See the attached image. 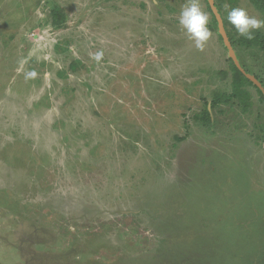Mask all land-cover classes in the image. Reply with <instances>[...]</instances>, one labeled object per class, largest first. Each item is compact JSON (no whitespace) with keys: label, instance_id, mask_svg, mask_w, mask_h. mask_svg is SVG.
<instances>
[{"label":"rangeland","instance_id":"obj_1","mask_svg":"<svg viewBox=\"0 0 264 264\" xmlns=\"http://www.w3.org/2000/svg\"><path fill=\"white\" fill-rule=\"evenodd\" d=\"M186 3L0 0V264H264V101L211 107L231 59Z\"/></svg>","mask_w":264,"mask_h":264},{"label":"trees","instance_id":"obj_2","mask_svg":"<svg viewBox=\"0 0 264 264\" xmlns=\"http://www.w3.org/2000/svg\"><path fill=\"white\" fill-rule=\"evenodd\" d=\"M241 0H215V5L218 8L220 14L222 15L224 25L228 34V37L235 49L238 48H247V47H254L260 51L264 52V30L259 29L253 33L254 39L248 40L235 32L228 30L229 23L227 20V10L225 9L224 5L228 4L230 7H238ZM249 1L257 10L264 14V0H247ZM209 11L213 16L214 23L217 25V21L213 12L209 6ZM52 18L54 24L57 26H61L65 23L66 17L60 8H54L52 11ZM240 60V58H239ZM231 70L233 73L232 76V90L230 93L227 94H220L216 95L211 103L212 108H216L218 105L223 103H232V102H239L241 106L244 108H249L251 106V95L247 90L248 86H253L257 89L261 99L264 101V95L260 89H258L250 80H248L243 73L235 66L233 61L231 60ZM244 70L250 74L249 70L241 63ZM259 80V79H258ZM261 82V81H260ZM262 83V82H261ZM196 120L200 121L201 123L211 126L212 118L211 113L208 107V103L205 105L203 112L195 117ZM182 139H179V141Z\"/></svg>","mask_w":264,"mask_h":264},{"label":"clouds","instance_id":"obj_3","mask_svg":"<svg viewBox=\"0 0 264 264\" xmlns=\"http://www.w3.org/2000/svg\"><path fill=\"white\" fill-rule=\"evenodd\" d=\"M224 7L227 10L228 23L234 27L239 36L252 40L254 39L253 33L264 28V19L249 15L245 8L230 7L228 4ZM208 23L209 17L201 9L199 0H188L180 11L179 24L198 49H202L212 36ZM102 56V52H97L93 58L100 61ZM28 75L35 76L36 73L33 71Z\"/></svg>","mask_w":264,"mask_h":264},{"label":"water","instance_id":"obj_4","mask_svg":"<svg viewBox=\"0 0 264 264\" xmlns=\"http://www.w3.org/2000/svg\"><path fill=\"white\" fill-rule=\"evenodd\" d=\"M209 6L213 12V15L216 18L218 25V33L222 37L225 47L229 52V58L233 61L235 66L245 75V77L250 80L258 89H260L264 95V86L263 84L252 74L247 73L242 67L240 60L236 54V51L228 37L222 15L220 14L218 8L215 5V0H208Z\"/></svg>","mask_w":264,"mask_h":264}]
</instances>
